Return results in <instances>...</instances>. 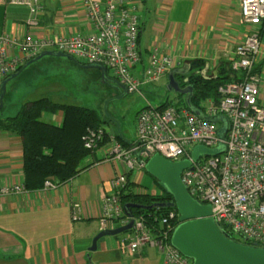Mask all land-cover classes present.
Instances as JSON below:
<instances>
[{
	"label": "built area",
	"instance_id": "built-area-1",
	"mask_svg": "<svg viewBox=\"0 0 264 264\" xmlns=\"http://www.w3.org/2000/svg\"><path fill=\"white\" fill-rule=\"evenodd\" d=\"M10 2L28 6L31 17L27 24L38 25L37 14L43 8L40 0ZM85 6L88 19L95 27L90 35L40 38L29 33L20 39L0 37V75L16 72L24 61L49 49L62 51L80 61L104 65L129 92L159 81L174 68L173 57L155 48L143 76L134 74L141 60L140 17L136 4L129 0H86ZM240 8L246 34L230 61L238 77L219 86V100L208 99L203 104L204 115L187 107L147 105L137 115L136 138L130 146H124L105 126L88 128L83 136L85 147L94 151L108 135L104 143L105 156L125 165L126 171L111 179L110 191L104 196L99 218L102 230L130 220L121 201L128 173L145 169L148 157L160 153L173 161H192L191 166L182 171L183 183L193 197L212 205V216L220 227L224 225L229 229L231 238L264 246V102L260 100L262 77L257 69L262 56L264 0H240ZM9 47H18L23 57L9 55ZM217 114L226 116L229 122L224 137L219 135V125L207 118ZM196 145L224 147L217 154H202L194 160L192 150ZM143 152L147 153L146 158ZM57 185L51 179L44 182L45 189ZM26 190L23 184H0V196ZM71 215L74 220L81 218L80 202H72ZM178 217L176 210H170L160 219L155 216L154 220L160 221L157 227L150 226L143 215L133 216L126 246L131 252L145 244L154 246L162 252V264H194L171 243L173 221Z\"/></svg>",
	"mask_w": 264,
	"mask_h": 264
},
{
	"label": "crops",
	"instance_id": "crops-1",
	"mask_svg": "<svg viewBox=\"0 0 264 264\" xmlns=\"http://www.w3.org/2000/svg\"><path fill=\"white\" fill-rule=\"evenodd\" d=\"M40 1L43 8L37 14L38 25L31 27L27 24L31 17L28 6L0 0V37L20 39L29 33L40 38L86 36L95 32L87 16L86 0ZM129 1L137 5L140 17L141 61L137 70L134 68L138 77L155 48L173 57L175 73H184L190 60L199 59L205 62L203 73L217 74L220 67L230 64L236 46L246 34L240 0ZM261 43L258 65L262 77L260 100L264 102V28ZM8 52L23 57L18 47H9ZM31 63H25L24 69ZM89 64L93 63L84 65ZM166 77L169 73L159 81ZM4 78L0 75V88ZM44 115L47 122L62 123V111ZM110 132H118L128 143L135 141L120 130ZM106 150V144L101 145L85 160L88 167L54 188L25 187L23 193L0 196V264H162V252L154 246L145 244L134 252L128 249L125 240L130 231L125 236H104L97 241L96 249L91 248L102 230L99 218L111 179L126 171L123 162L105 156ZM142 171L145 170L135 169L128 178L136 182V190L146 191L147 178ZM5 183L24 185L23 146L19 134L0 131V184ZM152 183V193H160L153 179ZM73 201L82 205L78 220L71 215Z\"/></svg>",
	"mask_w": 264,
	"mask_h": 264
},
{
	"label": "trees",
	"instance_id": "trees-1",
	"mask_svg": "<svg viewBox=\"0 0 264 264\" xmlns=\"http://www.w3.org/2000/svg\"><path fill=\"white\" fill-rule=\"evenodd\" d=\"M49 50L55 51L54 49ZM40 54L24 61L14 73L19 75L24 70L25 63H31ZM74 60L81 63L75 57ZM204 67L205 62L203 60L193 59L189 61L188 67H186L187 70L184 73L174 72L175 80L186 92L177 93L176 98L179 100L176 105L166 101L160 104L159 107L168 105L187 107L196 114L204 115L203 104L208 99L219 100V86L238 77L230 64H224L217 74L211 75L203 73ZM257 69L261 71L260 66ZM170 72L171 70L168 73ZM12 74L5 76L4 79ZM59 111L63 113V120L60 125H55L43 119L44 113H57ZM207 118L216 122L219 127L225 126L228 130L229 122L226 116L217 114ZM109 122L110 118L108 116H102L94 109L79 104L57 102L50 97H41L25 103L15 115L0 118V131H8L21 136L24 185L28 190H36L43 187L46 179L62 184L88 167L85 160L96 149L91 151L85 147L83 136L88 128L104 127ZM226 135L227 131L224 136ZM116 137L124 146H130L133 143H128L118 132H116ZM108 138V135H106L104 140L100 142V146L106 143ZM153 180L160 188V193H151L147 190L137 191L135 189L136 182L128 178L121 195V201L123 206L128 202L144 205L145 207L142 208H132L133 216L143 215L150 226L159 227L160 221H155L154 217L158 216L160 219L170 210L177 211V208L160 204L173 201V196L160 186L155 177H153ZM178 223L179 217L173 221V226L175 227ZM117 225L124 224L118 222ZM221 229L227 236L233 237L226 226L221 225ZM129 231L131 229L127 232Z\"/></svg>",
	"mask_w": 264,
	"mask_h": 264
},
{
	"label": "rangeland",
	"instance_id": "rangeland-1",
	"mask_svg": "<svg viewBox=\"0 0 264 264\" xmlns=\"http://www.w3.org/2000/svg\"><path fill=\"white\" fill-rule=\"evenodd\" d=\"M81 63L88 62L83 60ZM81 63L68 56L45 55L29 64L18 76L7 82L0 118L13 116L25 103L48 96L55 101L83 105L102 116H108L110 122L106 129L120 130L127 139L134 140L137 115L143 107L159 106L166 101L174 105L178 103L179 99L174 98L175 91L169 88V77L141 85L138 91L123 93L109 81V77L114 78L110 69L106 77L102 69L86 67ZM136 72L134 70V74ZM43 119H46V115ZM145 154L147 153L143 152L146 158ZM142 172L147 178L144 187L152 193L153 177ZM117 235L125 236L127 232Z\"/></svg>",
	"mask_w": 264,
	"mask_h": 264
},
{
	"label": "water",
	"instance_id": "water-1",
	"mask_svg": "<svg viewBox=\"0 0 264 264\" xmlns=\"http://www.w3.org/2000/svg\"><path fill=\"white\" fill-rule=\"evenodd\" d=\"M45 55H68L62 51L46 50L36 59ZM33 61V60H32ZM87 67H98L102 69L103 75L107 77V68L101 64H89ZM175 70L169 73V88L178 92H186L174 78ZM17 74H12L4 79L0 90V110L3 107V99L6 93L7 82ZM109 81L118 86L123 93L127 87L118 79L112 78ZM227 128L219 127V135L224 137ZM224 146L208 148L204 145H196L192 150V157L198 160L200 155H213L222 151ZM144 151V150H142ZM138 158L142 160L140 154ZM189 159L170 160L160 153L150 155L146 160L145 171L155 177L160 186L172 194L173 201L160 203L162 206H175L179 213V223L174 227L171 235V243L184 255L191 258L194 264H264V246L257 243L247 244L239 242L227 236L220 225L212 216V205L200 202L193 197L182 181V171L191 166ZM145 207L139 203L128 202L124 210L130 220L116 228L101 230L93 239L92 249H96L97 241L104 236L117 235L127 232L133 226L134 218L132 208Z\"/></svg>",
	"mask_w": 264,
	"mask_h": 264
}]
</instances>
